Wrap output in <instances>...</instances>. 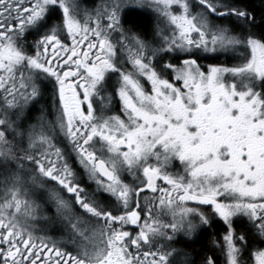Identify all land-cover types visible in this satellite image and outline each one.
<instances>
[{
	"label": "snow or ice",
	"instance_id": "1",
	"mask_svg": "<svg viewBox=\"0 0 264 264\" xmlns=\"http://www.w3.org/2000/svg\"><path fill=\"white\" fill-rule=\"evenodd\" d=\"M0 264H264V0H0Z\"/></svg>",
	"mask_w": 264,
	"mask_h": 264
},
{
	"label": "trees",
	"instance_id": "2",
	"mask_svg": "<svg viewBox=\"0 0 264 264\" xmlns=\"http://www.w3.org/2000/svg\"><path fill=\"white\" fill-rule=\"evenodd\" d=\"M252 2H253V3H258V2H259V0H252Z\"/></svg>",
	"mask_w": 264,
	"mask_h": 264
}]
</instances>
